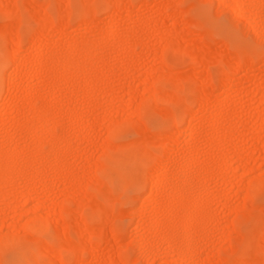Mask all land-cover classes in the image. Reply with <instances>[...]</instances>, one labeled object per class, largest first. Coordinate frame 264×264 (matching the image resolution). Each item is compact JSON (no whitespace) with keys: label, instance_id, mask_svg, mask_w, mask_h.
<instances>
[{"label":"snow or ice","instance_id":"6c2138e0","mask_svg":"<svg viewBox=\"0 0 264 264\" xmlns=\"http://www.w3.org/2000/svg\"><path fill=\"white\" fill-rule=\"evenodd\" d=\"M188 29L210 45L194 78L159 59ZM0 69V264H264V0H0Z\"/></svg>","mask_w":264,"mask_h":264},{"label":"rangeland","instance_id":"374dc122","mask_svg":"<svg viewBox=\"0 0 264 264\" xmlns=\"http://www.w3.org/2000/svg\"><path fill=\"white\" fill-rule=\"evenodd\" d=\"M5 3H14L15 0H4ZM111 3H125V4H166V3H184V2H195V0H108ZM227 2H240V0H216V3H227ZM187 10H181L179 13L174 10V16H182L183 12ZM120 10L117 9L116 13H119ZM110 18V17H109ZM105 22V18H101L100 21L96 22L94 26H102ZM117 23H121L120 19H117ZM65 28L67 29L70 25V22H66ZM60 40H71L72 32L71 31H63ZM210 45L208 43L207 34L204 32H196L194 30H181L177 33L176 39L171 41L169 45L166 46L165 49H162L159 54L160 62H164V57L167 54H170L177 62H180L186 66V68L190 71V77L194 78L200 74L199 65L205 62V54L208 51ZM129 55H134V51L132 49H128ZM257 71L259 69L257 68ZM2 72V69H0ZM170 75V73H169ZM228 87H231L229 85ZM0 94H2V82H0ZM206 103L211 101V94H206ZM0 110H2V105H0ZM179 133H177V144L179 145ZM119 147V146H117ZM119 164V159L114 158L113 164L109 165L104 163L103 161L97 159L96 162V171L89 176L88 184L83 185L78 189L79 198L77 200L78 207L81 210V214L83 213V207L87 206L94 202L95 197L98 191H103L105 187H110V183L115 181L117 178L122 176L119 168L116 165ZM253 166L259 168V163L253 161ZM104 172V175L100 173ZM98 178V179H97ZM96 179V180H95ZM211 178H209L210 182ZM89 185H92V189L90 190ZM32 190V191H31ZM44 191V182L41 181L39 184H34L33 187L29 188L27 192H18L16 194L17 200L24 199L28 200L32 198V196H36L37 199L42 200V192ZM148 197L145 198L147 200ZM142 205L145 203L141 202ZM0 211H2V202H0ZM130 227L132 229H137L139 226L142 236L148 235L152 236L153 233V224L150 218L141 221L137 219L136 224H131V220L129 221ZM103 232V231H102ZM167 238V237H165ZM119 239V237H117ZM171 242V240H170ZM131 242L125 243V247H128ZM199 243V241H197ZM220 249H216L215 256L219 258ZM211 256H207L206 259H210ZM138 259V258H137ZM135 264V260L133 261Z\"/></svg>","mask_w":264,"mask_h":264},{"label":"bare ground","instance_id":"6f19581e","mask_svg":"<svg viewBox=\"0 0 264 264\" xmlns=\"http://www.w3.org/2000/svg\"><path fill=\"white\" fill-rule=\"evenodd\" d=\"M109 1H110V0H109ZM118 3H119V2H118ZM65 25H67V24H65ZM97 179H98V178H97ZM95 180H96V179H95ZM32 187H33V186H32ZM32 187H31V188H32ZM31 191H32V190H31ZM82 210H83V209H82ZM102 231H103V229H101V232H102Z\"/></svg>","mask_w":264,"mask_h":264}]
</instances>
